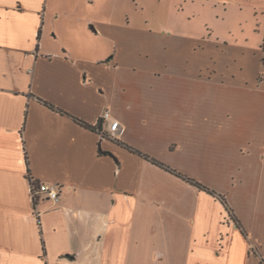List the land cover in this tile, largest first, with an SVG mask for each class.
Returning a JSON list of instances; mask_svg holds the SVG:
<instances>
[{
	"label": "crops",
	"instance_id": "1",
	"mask_svg": "<svg viewBox=\"0 0 264 264\" xmlns=\"http://www.w3.org/2000/svg\"><path fill=\"white\" fill-rule=\"evenodd\" d=\"M262 44L264 0H0V264H264Z\"/></svg>",
	"mask_w": 264,
	"mask_h": 264
},
{
	"label": "built area",
	"instance_id": "2",
	"mask_svg": "<svg viewBox=\"0 0 264 264\" xmlns=\"http://www.w3.org/2000/svg\"><path fill=\"white\" fill-rule=\"evenodd\" d=\"M29 56V54H26ZM30 56L34 57L35 54ZM111 114L109 111L105 110L100 118V132L104 133L105 137L117 139V135L122 132V127L117 120L110 119ZM34 179H30V192L31 196L34 198L36 195H40L48 200L52 201V204H57L60 200L61 186L56 183H44L38 182L34 184ZM37 215V212H36Z\"/></svg>",
	"mask_w": 264,
	"mask_h": 264
},
{
	"label": "rangeland",
	"instance_id": "3",
	"mask_svg": "<svg viewBox=\"0 0 264 264\" xmlns=\"http://www.w3.org/2000/svg\"><path fill=\"white\" fill-rule=\"evenodd\" d=\"M128 7V11L131 13V14H134L133 12L135 11L134 10V5H131V7H129V6H127ZM137 9H138V12H141V8H140V6H137ZM263 49H264V44H263ZM260 59H261V67H260V72H261V74L259 75V79L261 80V79H263L262 81H261V83H260V86H259V88H258V90L256 91V92H254V93H252V95H254L255 97H257V98H255V99H253L252 101H256L258 98L260 99V102H258V103H255L254 105H256L257 107H258V110H259V108H264V51H263V54H259V58L258 59H256V58H252V59H250L249 60V63H248V66H247V71L249 72V73H255V71H256V68H255V66H254V64L257 62V61H260ZM251 81V79H249V82ZM254 107V106H253ZM252 112H253V114H254V116H255V110H254V108L252 109ZM252 112L250 111L249 112V116H252L253 114H252ZM212 190H214V189H212ZM216 192V191H215ZM217 193V192H216ZM225 194V193H224ZM223 195V194H222ZM225 199H226V202H227V204L229 203L228 202V199H227V196H225ZM221 204H222V202H220ZM223 205V204H222ZM231 204L229 203L228 204V210H226V213H227V215H228V217L229 218H231V220L236 224V226L237 227H240L239 225V221L236 219V216H235V214H234V211L232 210V207L230 206ZM233 213V214H232ZM238 222H237V221ZM244 231V230H243ZM244 235H246L245 234V232H244ZM251 249V248H250Z\"/></svg>",
	"mask_w": 264,
	"mask_h": 264
},
{
	"label": "trees",
	"instance_id": "4",
	"mask_svg": "<svg viewBox=\"0 0 264 264\" xmlns=\"http://www.w3.org/2000/svg\"><path fill=\"white\" fill-rule=\"evenodd\" d=\"M262 49H263V44H262ZM263 51H264V49H263ZM45 103H46V102H45ZM46 104H47L48 106H50L51 108H54V106H53L52 104H49V103H46ZM61 112H62V111H61ZM76 121H78V123H79L80 125L84 126V127H87V128H89V129H91V130H94V131H98L101 137H105V136H104V133H101V132H100V126H101V125L99 124V122H98L96 125H90V124H87L86 122L81 121V120H78V119H76ZM114 140H115L116 142L122 144V142H120L118 139H114ZM124 146H126V145H124ZM126 147H127V146H126ZM127 148H128L129 151L135 152L134 149L132 150L130 147H127ZM98 152H99V153H104L102 150H100V151H98ZM105 153H107V152H105ZM24 155H25V162H26L27 167H28V159H27L26 152H25ZM27 171H28V174H29V169H27ZM178 175L182 176L181 174H178ZM29 179H31L30 176H29ZM185 179H187L189 182H192V183L196 184L199 188H201V189H203V190H206V191L209 192L210 194L214 195L216 198H218V200H219L220 202H222V204L224 205V207H225L226 210L229 209V208H228V204H227V202H226V199H225V196H224V195H222V194H220V193H216L214 190L209 189L208 187L202 185L201 183L195 182L194 180H192V179H190V178H185ZM37 183H38L37 181H34V184H37ZM232 214H233V213H232ZM236 221H237V220H236ZM237 222H238V221H237ZM239 226H240V225H239ZM242 232L244 233L243 230H242ZM262 261H263V260H262Z\"/></svg>",
	"mask_w": 264,
	"mask_h": 264
}]
</instances>
